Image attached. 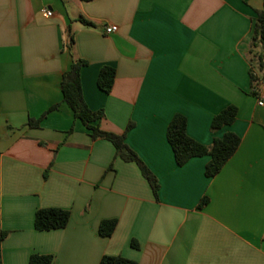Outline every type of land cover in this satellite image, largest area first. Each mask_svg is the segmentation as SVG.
<instances>
[{
  "label": "crops",
  "instance_id": "0c3cea01",
  "mask_svg": "<svg viewBox=\"0 0 264 264\" xmlns=\"http://www.w3.org/2000/svg\"><path fill=\"white\" fill-rule=\"evenodd\" d=\"M257 11L264 0H0L2 264L34 255L52 264H264V84L253 95L249 55ZM110 26L117 32L107 35ZM74 60L87 62L83 95L104 111L101 130L126 133L158 179L157 197L138 165L93 140L63 102ZM105 66L116 71L109 94L98 87ZM229 106L236 121L212 132ZM176 114L203 145L228 132L241 139L215 177L205 175L209 156L177 165L167 140ZM42 209L68 211V225L37 231ZM110 220L115 231L102 237Z\"/></svg>",
  "mask_w": 264,
  "mask_h": 264
},
{
  "label": "trees",
  "instance_id": "16d2710c",
  "mask_svg": "<svg viewBox=\"0 0 264 264\" xmlns=\"http://www.w3.org/2000/svg\"><path fill=\"white\" fill-rule=\"evenodd\" d=\"M89 1V0H83ZM80 21L89 27L94 25L84 18ZM73 44V40H71ZM251 62V82L253 86V95L257 96L259 85L264 84V11H257L255 24L253 28V36L250 48ZM87 65L84 60H74L68 71L63 74L61 82V90L63 94V102L73 112L76 119L91 132L93 140H107L113 144L116 149V156L128 163H135L141 170L143 177L148 181L157 197L159 191L158 179L150 172L143 161L137 154L126 144V133L116 135L101 130L100 123L105 117L104 111H92L85 102L82 84L81 71ZM116 78L114 68L105 66L101 69L98 78V87L101 91L109 94ZM53 107L50 111L56 110ZM238 109L235 106H229L216 115L212 121L211 130L217 132L226 126H231L237 119ZM44 114L38 120L30 121L32 127H39L41 121L46 117ZM133 127L130 124L127 131ZM167 140L174 153L175 161L178 166H184L191 159L209 156L210 161L206 166L205 175L213 178L220 173L225 164L237 152L241 139L234 133H225L221 138H215L210 146L203 145L192 139L187 134V119L181 114H176L170 122L167 130ZM207 203L204 198L200 206ZM70 219V213L62 209H42L35 215V229L40 232H48L65 228ZM117 221H103L99 227V234L102 237H111L115 231ZM5 234L0 236V264H2L1 244ZM51 256L34 255L31 257L29 264H52ZM99 264H137L134 261L125 259L120 256H104Z\"/></svg>",
  "mask_w": 264,
  "mask_h": 264
},
{
  "label": "built area",
  "instance_id": "2783aa9c",
  "mask_svg": "<svg viewBox=\"0 0 264 264\" xmlns=\"http://www.w3.org/2000/svg\"><path fill=\"white\" fill-rule=\"evenodd\" d=\"M43 14L46 16V17H51L53 15L52 11L50 10H47V9H44L43 10ZM115 32H117V27L115 26H110V27H107L105 29V33L107 35H111V34H114ZM264 105V102L263 101H260L259 102V106H263Z\"/></svg>",
  "mask_w": 264,
  "mask_h": 264
}]
</instances>
